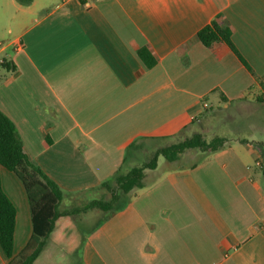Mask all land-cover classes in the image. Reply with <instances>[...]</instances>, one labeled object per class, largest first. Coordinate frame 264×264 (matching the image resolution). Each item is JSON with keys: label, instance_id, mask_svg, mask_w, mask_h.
Listing matches in <instances>:
<instances>
[{"label": "crops", "instance_id": "crops-1", "mask_svg": "<svg viewBox=\"0 0 264 264\" xmlns=\"http://www.w3.org/2000/svg\"><path fill=\"white\" fill-rule=\"evenodd\" d=\"M216 18L249 69L225 45L197 40ZM2 62L14 71L0 67V112L62 203L73 201L112 182L135 140L176 137L212 104H264V0H0ZM178 160H158L97 227L59 220L42 256L67 264L57 254L73 234L82 264H264V138L170 167ZM0 180L15 209L16 257L32 234L30 210L18 178L1 168Z\"/></svg>", "mask_w": 264, "mask_h": 264}, {"label": "trees", "instance_id": "trees-1", "mask_svg": "<svg viewBox=\"0 0 264 264\" xmlns=\"http://www.w3.org/2000/svg\"><path fill=\"white\" fill-rule=\"evenodd\" d=\"M31 1L17 0L19 4L24 6L30 4ZM196 38L208 49L212 48L215 44L225 45L240 63L249 69L231 40L229 27L220 25L218 18L201 28L197 32ZM136 53L146 68L150 69L156 64L155 59L146 48H140ZM0 67L7 69L9 72L14 71L10 62H2ZM221 100L226 101V98L221 95ZM259 100L261 101L260 98ZM176 136H179V134ZM146 140V138H139L132 142L126 149V160L132 152L140 150L143 145L142 142ZM226 143L227 141L224 138L215 137L207 142L199 134H194L191 138L157 149L152 158L139 167H132L124 172V166L122 165L113 180L116 183V190L111 199L109 201L92 200L86 206L87 210L97 209L104 213L103 218L97 222L95 227L110 214L123 209L129 202L131 196L144 187L143 179L145 172L155 169L160 157L168 162H173L186 150L196 149L206 154L214 153ZM1 168L13 173L21 182L27 197L32 224L31 237L19 254L14 257L15 209L3 193L0 180V249L8 260L7 264H62L60 257L54 258L52 256H46V258L42 255L45 253L47 240L55 230L58 221L65 217L69 218L73 214L65 210H60L63 201L61 189L30 160L14 125L0 112ZM109 183L104 182L100 187L107 188ZM72 235H68L69 240L66 248H62L63 253L69 257L67 264H82L78 253L79 247L75 248L73 244L75 243V241L73 242L75 237Z\"/></svg>", "mask_w": 264, "mask_h": 264}, {"label": "rangeland", "instance_id": "rangeland-1", "mask_svg": "<svg viewBox=\"0 0 264 264\" xmlns=\"http://www.w3.org/2000/svg\"><path fill=\"white\" fill-rule=\"evenodd\" d=\"M261 132H264V104H231L224 109L218 108L217 104H212V107L207 108L189 130L179 136L159 141L146 140L142 142V148L132 152L123 169L126 172L132 167H139L148 162L157 149L191 138L194 134H199L207 142L215 137H220L226 139L227 142L244 139L255 144L264 138ZM202 157L203 153L196 149L186 150L179 156L176 163L170 164V167L191 166ZM160 159L163 158L160 157L158 160ZM259 175L261 177V173ZM115 190L116 183L112 181L107 188L100 187L91 193L76 196L73 201L61 203L60 210L73 214L68 220L67 227L72 224L73 229H76L75 227L80 224L87 230L92 229L103 218L104 213L97 209L87 210L86 206L92 200L109 201ZM50 242V240L47 241V244H50V250H52L53 245ZM61 249H59L60 252L58 251V257L65 255Z\"/></svg>", "mask_w": 264, "mask_h": 264}, {"label": "built area", "instance_id": "built-area-1", "mask_svg": "<svg viewBox=\"0 0 264 264\" xmlns=\"http://www.w3.org/2000/svg\"><path fill=\"white\" fill-rule=\"evenodd\" d=\"M260 99H261V101L264 102V91L261 93V95H260ZM257 166H259V163H257Z\"/></svg>", "mask_w": 264, "mask_h": 264}]
</instances>
